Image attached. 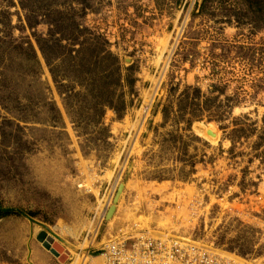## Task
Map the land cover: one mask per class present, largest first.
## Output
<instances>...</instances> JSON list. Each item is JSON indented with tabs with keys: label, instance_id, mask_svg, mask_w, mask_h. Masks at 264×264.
<instances>
[{
	"label": "rangeland",
	"instance_id": "1",
	"mask_svg": "<svg viewBox=\"0 0 264 264\" xmlns=\"http://www.w3.org/2000/svg\"><path fill=\"white\" fill-rule=\"evenodd\" d=\"M0 205V264H264V0H0Z\"/></svg>",
	"mask_w": 264,
	"mask_h": 264
},
{
	"label": "built area",
	"instance_id": "2",
	"mask_svg": "<svg viewBox=\"0 0 264 264\" xmlns=\"http://www.w3.org/2000/svg\"><path fill=\"white\" fill-rule=\"evenodd\" d=\"M134 236L137 238L133 241L125 238L115 243V250L104 245L100 252L102 264H218L217 254L199 242L187 245L174 237L162 240L160 237Z\"/></svg>",
	"mask_w": 264,
	"mask_h": 264
},
{
	"label": "bare ground",
	"instance_id": "3",
	"mask_svg": "<svg viewBox=\"0 0 264 264\" xmlns=\"http://www.w3.org/2000/svg\"><path fill=\"white\" fill-rule=\"evenodd\" d=\"M213 127V126H212ZM205 128H206V126H205ZM204 132V131H203ZM119 194V193H118ZM117 198V197H116ZM115 208H114V206H111L110 207V209H109V211H108V213H107V216H110V213L111 212H113V210H114ZM104 212H105V210H104ZM135 233L133 234V235H138V236H147V237H152V238H157V237H160L162 240H166V239H169L170 237H174V236H167L168 234H156V233H152L151 231H149V230H144V231H142V230H138L137 232L136 231H134ZM128 237V236H127ZM127 237H117V239H111V240H109V241H107V242H104V244L107 246V247H110V249L111 250H115V246H116V244L115 243H119V242H121V241H123V239H125V238H127ZM174 238H176V241H179V239L177 238V237H174ZM54 241H56L54 238L51 240V242H50V245L52 246L53 244H54ZM183 242H185V244H187V245H195V244H193V243H191V242H187V241H184V240H182ZM57 242V241H56ZM59 243V242H58ZM170 243H172V242H169V244ZM60 244V243H59ZM61 245V244H60ZM62 246V245H61ZM50 249V248H49ZM64 249V247L63 248H61V251H60V253H64L65 255H66V257H67V253H65L64 251H62ZM101 255V263H99V264H102V262H103V255L102 254H100ZM98 264V263H97Z\"/></svg>",
	"mask_w": 264,
	"mask_h": 264
},
{
	"label": "water",
	"instance_id": "4",
	"mask_svg": "<svg viewBox=\"0 0 264 264\" xmlns=\"http://www.w3.org/2000/svg\"><path fill=\"white\" fill-rule=\"evenodd\" d=\"M38 239L42 242L43 246L45 248H50L51 252L58 257V259L63 260L66 258V255L64 253H60L61 248H63V246H61L58 242L54 241V244L51 246L50 242L53 239L52 235H48L46 232L42 231L39 235H38Z\"/></svg>",
	"mask_w": 264,
	"mask_h": 264
},
{
	"label": "trees",
	"instance_id": "5",
	"mask_svg": "<svg viewBox=\"0 0 264 264\" xmlns=\"http://www.w3.org/2000/svg\"><path fill=\"white\" fill-rule=\"evenodd\" d=\"M41 50L44 53V50L42 48H41ZM33 58L35 59V62H38L39 61L36 52L35 53L33 52ZM10 212H12V210H9V209H5L4 210L2 208V206L0 205V216H3L4 214H8Z\"/></svg>",
	"mask_w": 264,
	"mask_h": 264
}]
</instances>
